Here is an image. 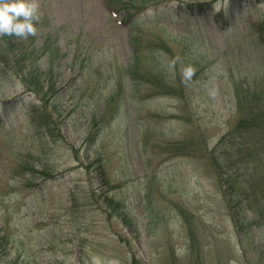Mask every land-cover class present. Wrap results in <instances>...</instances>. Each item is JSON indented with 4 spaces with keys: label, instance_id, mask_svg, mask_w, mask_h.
Wrapping results in <instances>:
<instances>
[{
    "label": "rangeland",
    "instance_id": "rangeland-1",
    "mask_svg": "<svg viewBox=\"0 0 264 264\" xmlns=\"http://www.w3.org/2000/svg\"><path fill=\"white\" fill-rule=\"evenodd\" d=\"M208 1L40 0L0 47V264H264L262 127L222 140L264 97V0Z\"/></svg>",
    "mask_w": 264,
    "mask_h": 264
},
{
    "label": "trees",
    "instance_id": "trees-1",
    "mask_svg": "<svg viewBox=\"0 0 264 264\" xmlns=\"http://www.w3.org/2000/svg\"><path fill=\"white\" fill-rule=\"evenodd\" d=\"M208 6H210V10L213 9V5L211 1L206 2ZM204 2L199 3V4H195V5H191L190 7V11L191 13H195L194 9L196 7H199V9L202 11L205 7ZM3 41H2V40ZM1 41L2 43H0V47H3V51H5L6 54L8 53H14L15 49H18L23 55L26 54V48L32 46L33 44L31 43L30 38L27 41H23V40H18L14 37H1ZM6 44H9L7 46H5ZM10 44H14V45H10ZM1 53V50H0ZM33 56V53L31 54L30 57ZM3 61V57L0 56V63ZM127 72H132L133 74L131 76H133L134 78H137L134 74L136 73V67H134L133 65L128 68ZM22 80L28 83L27 79L25 77L22 78ZM28 90L36 92L41 94L38 90V87L36 85V87L34 89H30L28 88ZM252 95H254V98H251V101L249 102V104L242 102V100L240 99V106H242L241 111H240V121L239 124H236L229 133H227V135H225L224 137H222L223 141H228V139L226 140L227 136H229V139H233V137H235V134H240L243 135L242 133V129L244 128V126L248 127V130L250 128H252V131L254 130V133L257 134L260 132V127H262V132L264 133V97L262 93H259L258 91H251ZM250 92V95H251ZM42 95V100H43V94ZM47 99V94H45L44 96V100ZM98 123L95 122L94 125L96 126ZM241 142H239L238 144H240ZM253 146V153L256 154V157H260L261 162L264 161V146L261 145L258 142H252L251 143ZM238 148V147H237ZM263 153V155H262ZM257 157V158H258ZM225 180H232V174H228L227 172V176L225 177ZM232 194V193H231ZM105 199L104 201L107 203V201L109 202L110 205L113 204V200L112 199H107V194L105 195ZM229 202H231V204H233L232 202L235 201L233 199V197H229L228 198ZM264 197L260 198L258 200V204H260V207L264 206ZM253 212L255 213H261L263 214L262 210H257L256 208L252 209ZM234 216H236V214L234 213ZM238 222L237 225H240L241 221H239V219H236V223ZM242 224V223H241ZM4 241V237L2 235H0V243H2L1 241Z\"/></svg>",
    "mask_w": 264,
    "mask_h": 264
},
{
    "label": "clouds",
    "instance_id": "clouds-1",
    "mask_svg": "<svg viewBox=\"0 0 264 264\" xmlns=\"http://www.w3.org/2000/svg\"><path fill=\"white\" fill-rule=\"evenodd\" d=\"M229 0H220L213 4L214 13L227 11ZM41 19L40 0H0V37H14L27 41L38 34ZM196 69L192 65L185 67L182 77L185 83L191 81Z\"/></svg>",
    "mask_w": 264,
    "mask_h": 264
}]
</instances>
